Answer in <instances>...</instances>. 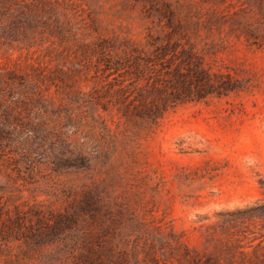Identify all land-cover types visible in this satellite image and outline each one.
Listing matches in <instances>:
<instances>
[{
    "label": "rangeland",
    "instance_id": "obj_1",
    "mask_svg": "<svg viewBox=\"0 0 264 264\" xmlns=\"http://www.w3.org/2000/svg\"><path fill=\"white\" fill-rule=\"evenodd\" d=\"M71 1L96 19L97 32L89 41L117 37L144 46L154 38L164 42L171 33L172 43L192 47L212 73L228 76L234 90L179 104L154 124L122 117L112 102L107 112L99 108L94 115H79L75 119L81 123L88 167L61 163L54 168L49 164L55 157L52 133L64 124L65 111L76 107L70 94L109 91L114 102L115 88L107 85L114 83L94 80L85 71L71 73L60 51L51 47V53L45 52L48 44L39 50L0 51L1 70L45 79L40 83L47 108L43 117L51 127V150L46 148L31 177L16 171V156L0 145L1 203L12 213L40 207L53 216L69 211L88 192L97 206L81 217L78 233L34 242L31 232L45 228L26 229L27 238L2 246L0 264H70V245L64 243L100 247L112 264H184L181 244L203 262L264 264L261 0ZM164 3L181 36L159 14ZM248 27L255 33L249 41L244 36Z\"/></svg>",
    "mask_w": 264,
    "mask_h": 264
},
{
    "label": "trees",
    "instance_id": "obj_2",
    "mask_svg": "<svg viewBox=\"0 0 264 264\" xmlns=\"http://www.w3.org/2000/svg\"><path fill=\"white\" fill-rule=\"evenodd\" d=\"M261 4L264 7V0ZM163 6L159 14L166 19V27L181 36L178 33L180 25L173 23L169 5L164 3ZM262 15L264 18V10ZM96 32L97 22L92 12L71 0H0V51L39 50L48 44L45 52L51 53V47L60 51L59 55L69 61L71 73L85 71L92 73L94 80L111 79L114 83H107L108 89L115 88L117 98L114 102L109 91L102 96L97 92L86 96L70 94V103L76 107L65 111L64 124L52 133L55 157L49 164L54 168L61 163L66 164V168L88 167L86 144L80 142L81 123L75 119L79 115H94L99 108L107 112L112 102L118 106L117 111L122 117L154 124L179 104L210 96L221 97L234 90L228 76L212 73L192 47L172 43L171 33L164 42L154 38L144 46H137L128 39L117 37L99 36L89 41V36ZM244 36L247 41L255 39L250 27L246 28ZM43 81L45 79L39 75L30 78L0 69V145L4 143L8 154L16 156V171L28 177L45 157L46 148L51 150V127L43 117L47 112L40 88ZM105 98L109 99L104 101ZM96 211V200L88 192L82 193L69 211L53 216L40 207L29 212L15 208L12 213L1 203L0 197V258L6 243L27 238L26 229L44 227V230L31 232L30 238L34 242L49 241L64 232L78 233L81 217ZM28 213L34 217V223ZM67 245L71 249L70 264H112L110 258L103 259L100 247L95 249L88 243H64V247ZM181 245L184 264H212L208 260L203 262L199 254H192ZM158 263L155 260V264Z\"/></svg>",
    "mask_w": 264,
    "mask_h": 264
}]
</instances>
